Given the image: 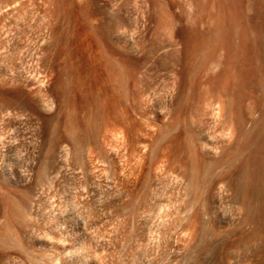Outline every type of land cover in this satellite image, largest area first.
<instances>
[{
    "label": "rangeland",
    "instance_id": "374dc122",
    "mask_svg": "<svg viewBox=\"0 0 264 264\" xmlns=\"http://www.w3.org/2000/svg\"><path fill=\"white\" fill-rule=\"evenodd\" d=\"M246 3L254 30L262 29L254 31L261 40L252 60L262 68L255 78L260 102L254 110L243 101L244 116L255 115L244 126L251 129L256 118L261 125L246 129L248 144L218 115V102L204 116L194 105L181 107L190 89L179 88L182 47L171 33L196 15V2L0 0V264H264V0ZM171 12L185 14L184 21H171ZM83 16L117 49L128 41L139 59L138 87L124 69L118 79L119 92L130 95V102L122 95L131 109L124 125L109 122L102 101L91 102L99 99L92 73L83 90L88 105L70 101L69 92L65 100L55 96L76 78L54 56L70 47L80 61L92 44ZM136 87L140 98L130 94ZM46 97L52 105L38 107ZM203 130L220 158L217 165L209 152L198 168L185 146L190 132L200 145ZM218 130L230 146L219 142Z\"/></svg>",
    "mask_w": 264,
    "mask_h": 264
},
{
    "label": "bare ground",
    "instance_id": "6f19581e",
    "mask_svg": "<svg viewBox=\"0 0 264 264\" xmlns=\"http://www.w3.org/2000/svg\"><path fill=\"white\" fill-rule=\"evenodd\" d=\"M191 1L193 3L196 2V4L199 6L198 9L199 8L200 9L199 10L197 9L198 11H197V13H195L196 15L192 16L189 19L190 20L189 22L184 23L183 27H181L179 30L171 33V39L173 41L174 40L179 41V43L181 44V47H182L181 52L179 51L180 54L178 53L179 56L178 57L176 56L177 58L175 57L176 58L175 62L178 66V68L176 70L178 77H176V78H177V81L179 84V88L185 89V87H188V90L190 89L189 93H187L185 98L182 99L184 106H181L182 104L180 106L183 108L186 107L188 110V109H191L192 105H194L195 106L194 110H195L196 114L198 115V114H200L199 111H204L206 108L208 110L209 109L208 107L212 106L215 102H218L219 106L217 105V103H215V105H217L219 107V112L217 111L218 115L220 117L224 116V115H225V117L227 116L228 118H226V120L227 119L229 120L227 122H230L229 126H231V128H229V129H231V131L234 132L233 134L237 133L236 134L237 136L239 135L240 137H242L243 134L246 135L247 138H245L243 135L244 138L242 137V139L247 142L248 140H246V139H248V137L250 135H252L251 134L252 130H253L252 128L253 127H254V129L257 128V131H258V129L260 128L259 126L261 125V124L259 125L260 120H258L256 118L254 123L251 122L252 124H254V126L251 128L252 130L248 129V125H247V127H245L244 125L247 124V120H251L252 118L254 120L255 115L251 119H250V117H249V119H247L246 115L244 116L245 112L243 110L244 99L247 100V98H249L248 100H249L250 104H253L254 110H256L258 103L260 102L258 94L256 93V89H257L258 84L255 81V78L257 79V77H258V75L256 76V73L257 74L259 73V70H258L259 67H258V64H256L257 68H255V66L252 65L253 64L252 60H253V62L255 61V59H254L255 57L253 58L254 53L256 52V54L258 55L260 52V50L256 49V47H257V42L261 39H260V37L257 38L256 34L254 33V31L256 30L255 29L256 26L254 27L255 24H254V22L252 23V21H251L252 16H251V14L249 16V13H250L249 10H247L248 11V13H247L246 10H244L245 8H243V3L244 2L246 3V0H191ZM247 3H248V0H247ZM196 8H197V6H196ZM85 9H86V7H85ZM247 9H248V7H247ZM169 16H171V21H173V22H177V21L182 22L185 19V17H184L185 14H182V13L171 12V15H169ZM83 17H85V16H83ZM82 21L84 22V33L86 36H89L91 38L92 44L85 47V54H84L82 60H80V61H77V59H76V51L70 47L68 49L61 50L60 52H58L54 56V62H57V60H59L60 58H63L62 71H68V72L70 71L74 75V77L76 78L74 85L72 83L73 86L71 85L72 87L68 88L69 90H66L64 93H60L59 91H57V92H55V96L58 97L59 99L62 98L65 100L67 97V92H69V93H71V96H72L71 98L73 99L70 101H72L74 103H76V102L77 103H84L86 101L87 95H88V94H86V92L84 93V91H83L85 83H86L85 81L88 79L87 75L89 73L91 75V73H92L94 76L96 87L98 89L96 95H98L97 97H99V99H97L96 95H94L92 93L93 98L95 97L96 100L95 99H94V101L93 100L92 101L87 100L86 105H88L91 102L97 103V100L102 101L104 108H105L103 110H106V113L109 116V118H107V119H109V122L112 120L113 121V122H111L112 125H114V123H116V125H119V124L124 125V121L126 119L127 120L129 118L131 119V116H130L131 115V111H130L131 109L129 110L127 107V106H129V104L125 103L127 105H124V106L122 105L123 104L122 100L124 98L123 96L126 97V95H129L128 94L129 91H128V93H126L127 91L126 92L123 91L121 93L119 92L121 90L118 88L119 87L118 85H120V82L118 81V79H121L122 76H127V77H125L126 81L128 79H131L132 81L136 82L135 86L138 87L140 84H139V81L137 83V77L136 76H138V75H136V74L138 72L140 74L141 70L138 72L136 70L138 69V66L140 67L139 59L137 57L136 58L132 57V55L129 54L131 52V51L129 52V49L131 48L132 45L130 46L128 41L124 42L123 46L120 49H117L115 47V44L112 42V40L102 38L105 36H104V34L102 35V31L99 27H95V26L90 25L87 16ZM158 23H159V25H165L167 22L163 18H161L160 20H158ZM258 26H260V25L258 24ZM258 26H257V28H258ZM257 32H259V31L257 30ZM260 32H262V29ZM260 32L257 35H260ZM260 43H258V45ZM132 47H134V46H132ZM223 50L225 51L224 57L222 55V52L220 53L222 55V57L224 58V59H222L223 60L222 61V60H219L221 57L217 53L219 51H223ZM256 54H255V56H257ZM217 55H219L220 58L217 57ZM256 59H258V57ZM219 61L223 62V65H221L222 66L221 69L219 68L220 66L218 67V65L216 64V63H219V65H220ZM215 66L218 67L220 70L219 71L217 69L214 70ZM173 67L175 68L176 65ZM123 69L126 70V72H127V73L125 72L126 75L124 73H123V75L121 74ZM135 71L137 72L136 74H135ZM214 71H216V73ZM260 71H262V68ZM172 72L175 73L174 71H172ZM89 77H92V76H89ZM139 77H140V79H142L141 74ZM89 79H88V83L91 81L93 82V80L90 79L91 81H89ZM131 80H129V81H131ZM129 81H127V82H129ZM127 82H126V86H127ZM143 82H144V79H143ZM143 82H141V83H143ZM128 84H130V83H128ZM87 85L88 84H86V86ZM123 86H124V84H123ZM91 87H92V85H91ZM94 88L95 87L93 86V89ZM126 88H125V90H126ZM129 88H131V87H129ZM93 89L90 90V88H89V90H88V91H90L89 93H91L92 91H94L96 93V91H95L96 88H95V90H93ZM85 91H87L86 88H85ZM130 91H131V89H130ZM133 91H134V93H132ZM122 93H126V94L124 95ZM141 93H142V91L140 92V88H139L138 90L132 89L130 94H133L135 97L139 96L138 98H140ZM142 94H144V93H142ZM142 96H141V98H142ZM183 96H184V94H183ZM88 97H89L88 99H91L90 96H88ZM126 98L128 99V97H126ZM129 98H130V95H129ZM124 100H126V99L124 98ZM88 101H91V102H88ZM128 102H130L129 99H128ZM251 102H253V103H251ZM99 103L101 104V102H99ZM245 103H246V101H245ZM100 104H98V105H100ZM250 104L247 103L245 106H247V105L250 106ZM40 105H38V107L48 108L49 105H52V99L49 97H46L42 100ZM84 105H85V103H84ZM165 107H166V105H165ZM100 108H102V106ZM251 108H252V106H251ZM246 109H248L247 111L250 110L249 108H246ZM178 110H176V111H178ZM180 110H182V109H180ZM196 110H199L198 113ZM36 112H38V111L36 110ZM206 112L207 111L202 112V115ZM211 112H212V110H211ZM249 112H247V113L249 114ZM11 113L12 112H10V114ZM214 113H215V111H214ZM7 115H8V113L5 116H7ZM213 115L214 114L212 113V116ZM40 116H42V115L40 114ZM177 116H179V114ZM11 117L9 116L8 118H11ZM4 118H6V117H3L2 119H4ZM42 119L48 121V119H50V117L43 115ZM127 120H126V122H127ZM2 122H3V120H2ZM205 124H206V122H205ZM3 125H4V123H3ZM209 127L211 128V126H209ZM227 127L228 126H226V128ZM210 128H208V129H210ZM205 129H206V126H205ZM211 129L213 130V128H211ZM246 129L248 131L250 130L251 133L250 132L248 133L246 131ZM203 131L205 133L206 130H203ZM257 131H255V133ZM210 132H211V130L209 131V133ZM214 132L216 133V130H214ZM217 132H218L217 133V136H218V134H220L219 130ZM226 132H228V131H226ZM0 135L2 136V133H0ZM189 135H190V137H188L189 139H188V142L186 143V146H185L186 151H187V155H188V159H189V161H191V163H193V164H191L192 166L199 168V166H201V163H203V160H205V158H206L205 155H210L209 152L212 153V151H211L212 150V146H211L212 142H208V140L206 139L207 136H209V134H206L205 135L206 137L204 135H203L204 137L202 135H200L201 136L200 140L202 141V142H200V145H201L200 146L198 144V141L195 140L194 135L191 132ZM225 135L226 134H224V136ZM217 136L215 134V138H217ZM219 136H218L219 139L217 138L219 140V142L223 141L224 139L226 140V138H227V137L226 138L223 137V139L220 140L221 136L220 137ZM253 136H251V138ZM238 137L235 138V140L236 139L238 140ZM202 138H203V140H202ZM215 138L213 140H215ZM229 138H227V139H229ZM251 138H249V139H251ZM1 139H2V137H1ZM217 139H216V142L218 141ZM210 140L212 141V139H210ZM225 140L222 143L225 144L224 146L226 147V145L228 143H225ZM235 140H232V142ZM239 141L240 142L235 141V143L236 142L240 143L239 145L238 144H236V145L242 146L241 138L239 139ZM245 141H243V142H245ZM227 142H229V141H227ZM246 142H245V145H246ZM248 142H247V144H248ZM235 143H232V145L234 144L232 146V148H234V146H236ZM214 144H217V143H214ZM217 145L220 146V144H217ZM228 145L230 146L231 144L229 143ZM221 146H222V144H221ZM216 147L218 148V146H216ZM216 147H214V148H216ZM243 147H245L244 144L242 146V149H243ZM221 148H218V149L221 150ZM237 148H240V147L236 146V149ZM218 149H216V151H219ZM237 150L239 151L241 149H237ZM254 150H257V149H254ZM238 151L236 153L237 155L239 154ZM257 151L259 153V149ZM228 152H232V150L229 149ZM216 153H218V152H216ZM216 153H214V154L212 153L213 154V156L211 155L212 158L215 157L214 155H216ZM233 153H235V151ZM256 153H253V155ZM228 154L229 153L226 154L224 152L225 156L226 155L230 156ZM218 155H219V153H218ZM224 155H222V156H224ZM231 155H233V154L231 153ZM258 155H257V158L259 157ZM211 156H208V157H211ZM225 156H224V159L227 161V156H226V158H225ZM216 157H217V161L219 162L218 158H220V157H218V156H216ZM216 157L213 159L214 160L213 162H215ZM255 157H252L251 158L252 160H249V161L254 160V162H256L258 159ZM209 161H210V158L208 161L206 159V163H204V167H205V164H207V162H209ZM216 164H214V165L217 166L218 164L217 165ZM220 164H221V161H220ZM257 164H258V162H257ZM225 166L226 165L224 164L223 168H225ZM1 167H0V169H1ZM218 167H220V166H218ZM251 167H252V165L250 166V168ZM21 168H22V166H21ZM21 168L19 167L17 170H20L21 172H23L22 171L23 169L21 170ZM24 168L26 169V166ZM226 168H228V166ZM229 168H232V167L229 166ZM252 169L254 170V169H256V167L255 168L252 167ZM27 170H26V172H28ZM253 170H251V171H253ZM1 172L3 173V171H0V173ZM20 173H19V175L22 174V173L21 174ZM26 174L27 173H25V175ZM21 176H24V172H23V175H21Z\"/></svg>",
    "mask_w": 264,
    "mask_h": 264
}]
</instances>
